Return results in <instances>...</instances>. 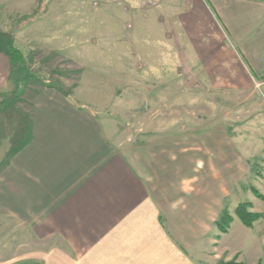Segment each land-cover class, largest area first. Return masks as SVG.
Segmentation results:
<instances>
[{"label":"crops","instance_id":"obj_1","mask_svg":"<svg viewBox=\"0 0 264 264\" xmlns=\"http://www.w3.org/2000/svg\"><path fill=\"white\" fill-rule=\"evenodd\" d=\"M202 1L204 13L221 26L237 68L241 62L253 79L264 78V0ZM142 2L0 0V41L8 43L0 46V100L12 96L7 111L19 108L17 138H23L8 149L5 162L0 160V243L24 244L0 259L22 260L16 264L264 262V218L246 226L235 213L238 203L228 204L243 164L232 150L225 159L188 155L181 162L158 144L132 150L115 142L114 120L103 116L112 112L95 109L65 86L34 84L42 81L44 70L59 81L70 80L56 74L62 53L85 58L84 66H98L93 53L117 50L112 64L125 68L127 51H134L139 67L149 57L161 73L167 68L166 74L153 76L160 83L154 96L160 98L165 88L173 97L183 93L189 79L174 66H192L191 50L197 51L201 40L180 10L166 3L145 9ZM10 42L23 54L21 66L38 67L39 75L30 71L23 77L19 68L15 71ZM176 57L182 64L176 65ZM98 89L91 88V94ZM202 144L225 146L213 138ZM178 173L197 178V185H176ZM245 189L255 209L257 196ZM224 210L233 215L227 232L216 225ZM31 243L37 249L25 245Z\"/></svg>","mask_w":264,"mask_h":264},{"label":"rangeland","instance_id":"obj_2","mask_svg":"<svg viewBox=\"0 0 264 264\" xmlns=\"http://www.w3.org/2000/svg\"><path fill=\"white\" fill-rule=\"evenodd\" d=\"M161 3H166L168 8L175 10L174 12L180 10L186 16L187 26L193 33L195 32L202 43L197 45L198 52L191 50V55L193 53L195 59L190 58L192 66H181V60L177 57L175 59L176 65H180L174 66L175 72L189 79L183 93L179 90L173 97L165 88L160 98L154 96L156 93L154 90L160 87V83L154 82L153 76L166 74L167 68L165 67L161 73L158 68L151 66L149 57L146 64L143 63L139 67V62L133 55L134 51H127L128 63L125 68L112 64L114 60H118L117 50L93 53L94 62L98 66H84L86 63L84 57L82 61L79 58L75 60L74 57L69 59L66 55L68 52L62 53L61 71L58 69L56 74H62L64 79L70 78L64 82L59 81L55 73L42 71L38 67H31L32 69L27 67L26 73L20 75L26 77L31 71L37 76L38 72L42 71L43 77L40 76L42 81H35L36 86L51 84L65 86L67 90L79 92L83 97H80L81 101L90 103L95 109L112 112V115L103 116L114 120L115 142L118 144L123 142L132 150L158 144L164 153L169 150L176 162H181L182 158L188 155L190 159L201 156L198 160L211 158L214 154L217 160H220L218 158L220 156L225 159L232 150V154L237 156V161L244 165L240 164L242 171L238 179V189L228 204L231 206L238 203V206L242 202H250L248 201L250 190L245 188L252 190L254 187L264 194V78L253 79L249 71L241 65L240 59V66L237 68L234 51L227 46L221 26L212 15L209 17L204 13L206 7L202 0H159V4ZM144 7L150 9L152 6ZM21 21L22 19H18L16 23L19 24ZM77 28H80V25ZM110 28L112 30L113 27ZM105 29L108 31L109 28ZM3 37L7 39L6 35ZM0 46L6 48L8 43L1 40ZM185 58L187 59L186 56ZM238 69L239 73H236ZM168 70L170 72L171 68ZM83 76H90L96 82L81 81ZM31 82L25 84L32 85ZM91 88L99 89L91 94ZM10 97L12 96H7L4 101L0 100L2 105L5 102L4 108H1L0 104V110H4V112L1 110L3 132L0 133L3 137L0 138V160L3 162L8 155V149L23 140L17 138L18 130L21 128L19 108L7 111L6 103L10 102ZM19 104L14 107H19ZM212 138L222 140L225 146H200L204 140ZM177 154L181 155L179 160ZM178 175L176 185H197V178L183 179L180 173L176 176ZM259 198L256 197L259 203H255V209L251 203L252 211H264V201ZM229 212L232 214L231 210ZM23 245L0 243V255L5 257L16 253ZM25 245L30 246L29 249H37L38 244ZM231 260L238 261L237 258ZM21 261L12 263L13 260L0 259L1 264H16ZM249 263L250 260H246L245 264Z\"/></svg>","mask_w":264,"mask_h":264},{"label":"trees","instance_id":"obj_3","mask_svg":"<svg viewBox=\"0 0 264 264\" xmlns=\"http://www.w3.org/2000/svg\"><path fill=\"white\" fill-rule=\"evenodd\" d=\"M8 53L12 60V66L18 67L20 73L24 75L26 72H25V68L21 66V64L24 62V57L21 50L15 47L13 43L10 42ZM252 190L258 197L264 200V194L262 192H260L257 188L254 187L252 188ZM250 207H251V202H242L235 209L236 215L242 220V222L246 226L249 227L253 226L255 221L264 217V213L252 211ZM232 221H233V215L229 211L224 210L220 215V217L217 219L216 225L218 226L221 232H227L228 229L230 228V224ZM218 264H243V263L238 262L236 260H231V261L222 260ZM257 264H264V263L259 262Z\"/></svg>","mask_w":264,"mask_h":264},{"label":"built area","instance_id":"obj_4","mask_svg":"<svg viewBox=\"0 0 264 264\" xmlns=\"http://www.w3.org/2000/svg\"><path fill=\"white\" fill-rule=\"evenodd\" d=\"M111 1H115V2H123L125 0H111ZM142 6H147V5H150V6H156L159 4V0H143V2L141 3Z\"/></svg>","mask_w":264,"mask_h":264}]
</instances>
